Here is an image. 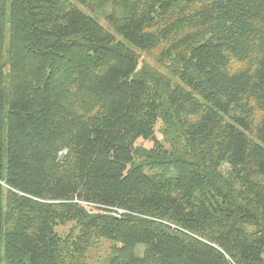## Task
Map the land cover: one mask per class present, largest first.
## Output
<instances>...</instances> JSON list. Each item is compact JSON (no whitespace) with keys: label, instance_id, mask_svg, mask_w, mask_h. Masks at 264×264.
<instances>
[{"label":"trees","instance_id":"obj_1","mask_svg":"<svg viewBox=\"0 0 264 264\" xmlns=\"http://www.w3.org/2000/svg\"><path fill=\"white\" fill-rule=\"evenodd\" d=\"M0 264H264V0H0Z\"/></svg>","mask_w":264,"mask_h":264},{"label":"rangeland","instance_id":"obj_2","mask_svg":"<svg viewBox=\"0 0 264 264\" xmlns=\"http://www.w3.org/2000/svg\"><path fill=\"white\" fill-rule=\"evenodd\" d=\"M101 25L103 26V27H105L106 28V25L102 22L101 23ZM110 31V30H109ZM111 32V31H110ZM112 33V32H111ZM139 53V55H140V59H141V62L143 63V62H145V63H147V64H149V65H151V66H153V67H156V64L154 63V61L152 60V59H150L148 56H146L144 53H140V52H138ZM159 129V125L156 127V130H158ZM157 137L159 138V135L157 134ZM136 146H140V147H143V148H150L151 146H152V143H150V142H147V141H143V140H141V139H139L138 141H137V143H136ZM68 227H66L65 229H67ZM65 229H59L58 231H65ZM62 233V232H61ZM101 256H103V253L102 252H97V253H95V258L97 259V258H100Z\"/></svg>","mask_w":264,"mask_h":264},{"label":"built area","instance_id":"obj_3","mask_svg":"<svg viewBox=\"0 0 264 264\" xmlns=\"http://www.w3.org/2000/svg\"><path fill=\"white\" fill-rule=\"evenodd\" d=\"M81 204L82 205H84V206H91V207H98V206H96V205H92V204H88V203H83V202H81ZM113 214H114V216H116V217H118V216H120V215H122V214H127V213H129V212H126V211H124V210H119V209H113Z\"/></svg>","mask_w":264,"mask_h":264}]
</instances>
